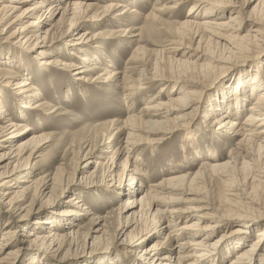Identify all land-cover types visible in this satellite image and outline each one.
<instances>
[{
    "label": "bare ground",
    "instance_id": "6f19581e",
    "mask_svg": "<svg viewBox=\"0 0 264 264\" xmlns=\"http://www.w3.org/2000/svg\"><path fill=\"white\" fill-rule=\"evenodd\" d=\"M173 2H177L178 6L192 2L190 15L177 26L178 30H183L180 33L184 38L185 36H190V40H194V42L198 38L195 50L186 49L188 51H183L184 49L182 48L186 47L180 48L179 46L184 44V39L174 40L176 46L167 49V52L169 55L168 59H171L177 65L176 68L180 70L177 73L179 75L176 78L174 77V79L173 77L168 79L163 76L164 74L153 75V78H151L154 85L160 83L161 89L168 88V83L166 82H172L173 87L169 89L171 93L167 92V99H160V95L152 97L150 100H146V105L143 106L138 114L132 113V109L129 107V113L124 122L110 123L111 127L119 123L117 127L113 128L115 133L111 132L109 139L113 138L114 135L116 136V139H114L118 142V151L121 156H124V161L122 167L110 161V166H108L110 168H107L101 177L105 178V172L108 173L111 184L114 182L116 183L115 186L118 187V185L120 186L123 183L125 172L131 169V173L128 175V185L125 186L126 189L125 187H118L119 189L117 190L124 197L127 196V199L124 200L123 210L121 209L122 215L126 217V222L123 226L125 229L123 228L124 231L122 232H125L129 226L135 225L141 219L143 208L147 207L150 211L154 229L143 231L134 237L125 235L124 239L127 240V245L130 248L138 249L140 248L139 245L145 244L144 241L160 238L162 234H165L170 229L173 223L172 220L176 217L181 220H189L176 230L178 238L183 239L179 246L160 258H154V256H157L158 244L144 249L141 252L142 257H139V254L128 253L135 256L136 262L134 263L186 264L188 262L187 264H221L222 261L237 252L228 264H255L259 250L264 247V204L253 195L255 191L238 194V187L234 186V181H232L231 177L239 171H246L250 173L249 177L252 180L260 183L264 182V171L261 170L262 168L260 169L259 165L264 159V90L261 89L264 77L258 69L248 76V80L242 79L230 86L224 99V102L232 104L234 109L238 111V117L242 115L241 119H238L237 116L235 118L234 116L231 118L225 117L222 114L219 117H214L210 106L207 107L203 114L202 127L204 129L202 131H209L210 128L213 129L219 123L216 126V132H219V134H230L235 141V149H231L230 153L220 157L213 155L211 153L212 149L209 152V161H202L200 166L198 165V170L187 175H167L168 177L165 176L161 181L149 184L143 195H141L140 190L143 181L133 177L139 176V170L136 162L130 161L129 154L139 144L146 145L150 149L155 148L158 143L165 141L170 135L175 132H181L186 126L188 128L198 113L204 108L202 107L205 95L204 90L208 89L209 86L202 84L206 82L207 75L204 73L210 65L196 66L197 77H195L196 75L193 72L195 69H191L190 60H195L196 63L198 61H209L211 65L217 64L216 66H220L231 57L230 55L237 54L238 51H252L249 47H254V45L256 46L255 49L257 51L255 52L258 57L264 58V28L257 21L251 22L249 15L243 11V7L234 6L231 0H173ZM253 2H256V6H260V11L264 8V0H253ZM95 6V3L86 2L85 0H0V222L2 218L7 219L2 228H0V264H51L47 262L50 261L49 259L36 262L37 259L41 260L39 254L41 252L57 254L60 251L69 253L73 248L74 251L77 250V236L80 235L81 226L77 225L74 227L77 230L70 229L62 234L55 232V229L59 225L62 227V223L69 224L71 218L75 216L78 210L81 211L78 216H88L90 214L89 209L83 204L82 196L78 193H73L67 200L68 206L58 214H54L52 219L43 218L44 220L38 219L33 223L31 222V212L29 211L35 206L36 199L43 198L46 199L45 202L54 201L52 196H55L53 192L57 186L53 179L44 181L43 177H38L36 180H24L23 182L29 183V185L20 187L21 190H17L20 183L19 177L21 176L19 174L26 173H24L26 165L21 166L18 162L29 148L35 150L39 145L49 142V138L44 134H40L31 135L28 139L19 141L22 134L30 132L32 129L23 124L25 121L22 119H10L8 117L9 114H7L9 110L2 104V100L6 104L9 100L5 95L9 93L12 95L11 100L14 98L18 101L16 110L19 118L25 116V110L31 112L38 108H43L44 103L40 102L41 94L36 91L30 80H22L26 76L24 74L26 72L25 64L31 66L39 65L44 67L41 69L44 71H48L47 68L52 65L60 66L62 71L67 72L76 69L77 71L74 74L79 76L77 80L87 81L84 74L93 72L96 69L86 71V69L82 68L83 65L90 61L99 60L85 48L95 43L105 32L100 31L89 37V32L84 31L72 41L68 53L70 56H76L82 66L76 65V67L75 62L63 64L57 57L60 52L55 50V48L59 44H63L67 37L71 36L69 34L71 29L74 31L81 29L83 26L82 21L96 24L99 22L104 23L102 21L107 19V13L105 12L118 9L122 5L111 2L109 6L101 8V14L100 12L97 13ZM131 9L132 7H129V5L124 7L118 16L129 17L136 14V10ZM154 12H156L155 9H152V12L145 17L146 20H149V23L144 26L147 30L155 29L161 22L158 21L159 18L155 16ZM224 15H228V17L226 19L221 18ZM205 16H209V18L203 19ZM249 22L250 29L248 34H242L244 26ZM21 24L23 25L20 26ZM130 30L132 29L128 28L123 33ZM202 44L212 47V49L209 48L211 50L220 51L222 56L218 55V58H214L216 56L206 55L201 48L202 46H200ZM75 50L80 55L76 54ZM213 54L211 53V55ZM178 56H180L179 59H177ZM136 57L137 55H132L131 61L136 62L138 59ZM107 63L111 62L107 61ZM242 64L243 61L238 64H231L224 71L235 72L241 68L240 66H243ZM12 65L20 66L22 72H16L13 67H10ZM109 65L111 66V64ZM5 66L9 67L1 68ZM108 68L110 67L108 66ZM106 72L110 71L100 74L92 83L118 84V77H116L118 72L113 71L104 78ZM218 75L220 73L216 74V76ZM144 79L145 74L142 70L138 88H142L145 85L143 83ZM214 82L215 80L213 82L210 81L209 84L213 86ZM114 87L118 86L115 85ZM249 87L251 88V95L254 96V101L249 106L248 112L244 114V101L247 102L245 93ZM245 97L246 100H244ZM32 100L36 101L34 105L31 103ZM58 109L60 108L56 107L53 112ZM239 120L241 121L238 122ZM213 130L215 131V129ZM195 139L196 136L191 140L195 142ZM181 149L183 154L187 150L186 146ZM209 172L218 176H227L228 174L229 178L227 181L230 182L225 185L228 186L226 191L228 198L226 197L224 200L226 205L224 209L213 206L196 187L206 180ZM42 179L43 182L39 185V188L37 189L36 187L32 192L33 201L24 206L23 202L27 200L25 199L26 196ZM22 193L23 196L19 197ZM162 204L166 206L176 204L184 207L178 210H169V208L168 210H159V206ZM101 222L102 219L96 221V226L101 224ZM165 223L166 225H164ZM31 224L33 229L28 230ZM74 225L76 224H72V226ZM17 229H21L24 232L21 240L15 238ZM39 230L45 231L39 234ZM94 232L99 233V230L96 229ZM169 238V234H166L165 240ZM4 243H6V246ZM247 244H250L249 248H245ZM51 249L54 251H49ZM225 251L227 252L224 255ZM82 256L74 258L76 264H105L102 263L103 261L97 262V260L91 261L90 259L89 262L91 263H89L86 259H82ZM146 259H151L152 261L144 262ZM114 264H120V262L115 261ZM257 264H264V256Z\"/></svg>",
    "mask_w": 264,
    "mask_h": 264
},
{
    "label": "rangeland",
    "instance_id": "374dc122",
    "mask_svg": "<svg viewBox=\"0 0 264 264\" xmlns=\"http://www.w3.org/2000/svg\"><path fill=\"white\" fill-rule=\"evenodd\" d=\"M85 1L93 4L95 3V10L97 9V13L100 12V14L102 12L101 8L109 6L111 2L122 5L118 9L106 11L107 19L102 21L104 23L99 22L96 24L94 22L82 21L83 26L81 29L77 31L71 29L69 33L71 36L67 37L63 41V44H59L55 48V50L60 52L59 55H57L60 62L63 64H72L75 62V66H79L81 64L76 56H70L68 53L72 41L84 31L89 32V37L100 31L105 32L95 43L85 48L91 55L99 60L90 61L86 65H83L82 68L86 69V71L96 69L93 72L84 74L87 81L77 80L79 76L74 74L77 71L76 69L67 72L62 71V67L60 66L52 65L47 68L48 71H44L41 70L44 67L39 65L31 66L25 64L26 72L24 74H26V76L22 78V80H30L36 91L41 94L40 102L44 103L43 108H38L37 110L39 111L30 110L31 112L25 110V116L19 118V114L16 110L18 101L14 98L11 100L12 95L9 93L5 95L9 101L5 104L2 100V104L9 110L7 114H9L8 117L10 119H22L25 121L23 124H26L28 128L32 129V131L22 134L19 141L26 140L31 135L40 134H44L49 138V142L39 145L35 150L29 148L24 155L20 157L18 163L21 166L26 165V170L24 171L26 175L19 174L21 176L19 177L20 183L18 184L19 188L17 190H21L20 187L29 185V183L23 182L24 180H36L38 177H43L44 181L53 179L57 186L55 187V191L53 189V195L55 196H52L55 202H45L46 199L43 198H37L39 200L36 199L35 206L29 211L31 212L30 220L32 223L38 219H52L54 214L63 211L68 206L67 200H69L73 193H78L82 196L83 204H85L90 212L88 216L82 217L78 216L81 213V211L78 210L75 216L71 218L69 224L62 223V227L59 225V227L55 229V232L62 234L64 231H69L70 229L77 230V228H74L77 225L81 226L80 235L77 236V250L74 251L73 248L71 250L72 252L64 253V251H60L57 254L41 252V254H39L41 260L37 259L36 262L49 259L50 261L47 262L51 264H76L74 258L83 255L82 259H86L87 262H89L90 259L91 261L97 260V262L103 261L102 263L105 264H111V262L114 264L115 261H119L120 264H136L134 263L136 262L135 256L129 255L128 253L139 254L138 256L140 257L144 249L158 244L159 248L158 251H156L157 256H154V258H160L162 255L170 253V250L173 248L179 246L183 239L178 238L176 230L189 220H181L178 217L174 220L169 219L172 220L173 223L170 229H168L165 234H162L160 238H152L148 241H144L145 244L142 246L139 245L140 248L138 249L128 247L127 240L124 239L125 235L134 237L143 231L153 230L154 224L150 217L149 209L145 207L142 210L141 219L135 225L132 224L129 226L125 232H122L124 231L123 226L126 222V217L122 215V210L124 207V200L127 199V196L124 197L117 190L119 189L118 187H125L128 185V175H130L131 169L125 172L126 175L124 176L123 183L120 186L117 184L118 187L115 186L116 183L114 182L112 183L113 186H111L112 184L109 180L110 177H108V173L105 172V178L101 177L104 171L110 168L108 167L110 166V161H113L121 167L124 161V156H121L118 151V142L115 140L116 136L114 135L113 138L109 139V135L111 132L115 133V130H113L114 127H117L119 123L125 121L129 113V107H131L132 113L138 114L150 98L160 95V99H167V92H170L171 90L169 89L173 87L172 82H166L168 83V88L161 89V86H159L160 83L154 85L151 78H153V75L164 74L163 76H166L168 79H172V77L174 79V77L176 78L179 75L177 74L179 70L176 68L177 65H175L171 59H168L169 55L167 49L176 46L174 40L184 39V44L179 46L180 48L186 47L182 48L184 49L183 51H188L186 49L195 50L198 38L195 40L196 42L190 40V36H185L184 38L180 33V31L183 30H178L177 26V24L190 15L189 12L192 2L178 6V3L173 2V0ZM231 1L234 6L243 7V11L245 14L249 15L251 22L257 21L261 23V27L264 28V8L260 11V6H256V2H253V0ZM128 5L132 7L133 10H136V14L130 15L129 17L118 16L123 8ZM152 9H155L156 12H154V14L159 18L158 21L161 22L155 29L147 30L144 26L149 23V20H146L145 17L152 12ZM262 13L263 15H261ZM227 17L228 15H224L221 18L226 19ZM208 18L209 16H205L203 19ZM22 25L23 24L20 26ZM249 27L250 22L244 26L242 34H248ZM128 28L132 30L123 33V31ZM200 46H202V50L205 51L208 56H216L214 58H218L221 55L220 51L211 50L212 47L210 46H205V44ZM249 48H251L252 51H238L237 54L230 55L231 57L220 66H216L217 64L211 65L209 61H198L197 63L195 60L189 61L192 67L191 69H195L193 70L196 75L195 77H197L196 66L210 65L204 73L207 75L206 82L202 84L209 86L208 89L204 90L205 95L202 105L204 108L198 113L197 117L191 122L188 128L186 126L181 132H175L176 134L170 135L169 138L158 143L153 149H150V147L146 145L139 144V146L129 154L130 161L136 162L137 169L139 170V176L133 177L143 181V185L141 184L140 188L141 195H143L149 184L152 182H159L165 178V176L168 177L171 176V174L187 175L195 172L198 170L202 161H209V152L212 149L213 152L211 151V153L220 157L227 155L230 153L231 149L236 148L235 141L230 134H219V132H216V126H218L219 123L213 127L215 131L212 128H210L209 131H202L204 129V127H202V118L205 110H207L209 106L214 113V117H219V115L222 114L225 117L231 118L234 116L235 118L237 116L238 119L242 118V115L238 117L239 113L234 109L232 104H227V102H224V99L230 86L242 79L248 80V76L252 75L254 70L258 69L264 77V58L258 57V54L255 52L257 51L255 45ZM66 49L68 50L66 51ZM74 52L80 55L77 50ZM211 53L214 54L211 55ZM132 55H137L138 59L137 57L136 59L138 61H131ZM179 58L180 56L177 57V59ZM71 59H73V61H71ZM107 61L111 63H107ZM242 61L243 66H240L241 68L237 69V71H224L231 66V64H238ZM109 64H111V66ZM108 66L110 68H108ZM8 67L9 66H5L1 68ZM10 67H13L16 72H22L20 66L17 67L16 65H12ZM142 70L145 74V79L143 80L145 85H143L142 88H138ZM105 71L110 72H106L104 78L113 71L118 72L116 75L119 81L118 84H105L102 82L92 83L97 76L104 74ZM219 73L220 75L216 76V74ZM214 80V85H210L209 82H213ZM115 85L118 87L115 88ZM261 89L264 90V82ZM245 95H247V100L246 97L244 100L247 102L244 101V114L248 112L249 106L253 104L254 101V96L251 95L250 87L247 88ZM8 96H10V98H8ZM31 103L34 105L36 101L32 100ZM56 107L60 109L53 112ZM2 116L4 115L2 114ZM240 121L241 120L238 122ZM114 122L119 123L111 127L110 123ZM194 136H196L195 142L191 140ZM111 140L113 141L111 142ZM183 146H186L187 149L184 154L183 151H181ZM99 164L101 165L100 167ZM259 165L260 169L262 168L261 170L264 171V159H262ZM85 166L87 167L85 168ZM213 174L215 173L209 172L206 176V180L196 187L203 197L206 196L213 206L224 209L226 207L224 200L227 197L226 191L228 189V186L225 185L230 182L227 181L229 177L228 174L227 176H218L216 174L213 176ZM249 174L250 173L246 171H239L236 175L232 176L231 179L234 181V186L236 188L238 187V194L255 191L253 195L264 204V182L260 183L256 180H252ZM42 182L43 179L34 186L35 188L31 190L28 195L24 194L27 195L25 198L27 200L23 202L24 206H27L33 201L32 192L36 187L38 189ZM21 196H23V193L19 195V197ZM183 207V205L169 204L166 206L162 204L159 206V210H168V208L169 210H178ZM100 219H102L101 224L96 226V221ZM6 220V218H2L0 228H2ZM72 224L76 225L72 226ZM100 225H104L102 226L103 228ZM164 225H166V223ZM32 227L33 225L31 224L28 230H32ZM96 229L99 230V233L94 232ZM44 231L45 230H39V234H42ZM23 234V230L17 229L15 238L21 240L23 239L21 238ZM166 234H169L170 238L165 240ZM4 245L6 246V243H4ZM249 245L250 244L245 245V248H249ZM49 251L54 250L51 249ZM259 251L255 264L259 263L264 256V247ZM226 252L227 251L224 252V255ZM236 253L237 252L233 253L234 255L222 261L221 264H228ZM151 261V259H146L144 262Z\"/></svg>",
    "mask_w": 264,
    "mask_h": 264
}]
</instances>
